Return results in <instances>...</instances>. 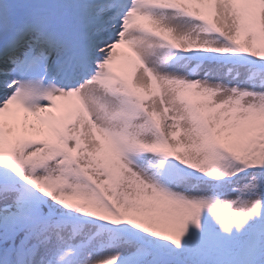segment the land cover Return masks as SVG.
Returning <instances> with one entry per match:
<instances>
[{
    "label": "snow or ice",
    "instance_id": "snow-or-ice-1",
    "mask_svg": "<svg viewBox=\"0 0 264 264\" xmlns=\"http://www.w3.org/2000/svg\"><path fill=\"white\" fill-rule=\"evenodd\" d=\"M0 264H264V0H0Z\"/></svg>",
    "mask_w": 264,
    "mask_h": 264
}]
</instances>
